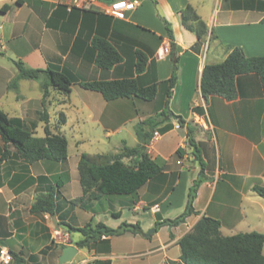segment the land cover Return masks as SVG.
I'll return each instance as SVG.
<instances>
[{"label":"crops","instance_id":"obj_1","mask_svg":"<svg viewBox=\"0 0 264 264\" xmlns=\"http://www.w3.org/2000/svg\"><path fill=\"white\" fill-rule=\"evenodd\" d=\"M74 1L0 0V53L10 52L13 62L22 60L28 67L67 69L79 81L134 76L143 85L156 82L157 97L152 101L137 97L108 101L100 92L77 82L78 87L73 84L70 94L50 89L44 105L39 81L37 96L22 92L23 82L34 79H20L17 88L10 87L18 73L14 63L16 70L5 71L3 82L8 91H16L13 111L17 114L10 115V110L4 107L5 92L1 90L0 109L10 117L23 119V111H64L63 125L72 123L65 111H87L88 118L104 131L102 142L112 145L113 150L98 153H118L124 143L136 146L139 139L135 125L164 111L166 106V81L172 74V60L162 15L172 23L179 55V78L168 108L172 114L181 115L185 123L181 124L173 115L161 118L154 132L159 137L154 142L151 139L146 148L152 157L163 159L164 169L141 186L135 197L106 194L90 201L87 207L72 201L84 195L78 162L81 154L88 151L78 148L77 161L72 160L70 153L64 161H29L0 136V248L18 253L31 264H59L63 248L76 245L83 238L81 232L68 230L67 224L83 226L74 222L79 212L73 207L87 212L90 221L104 222L113 228L124 221L140 223L143 234L128 231L110 236L108 243H91L83 248L76 245L78 252L69 264L77 256L80 259L77 264H96V260L101 263L108 260L111 264H184L179 240L204 215L219 219L224 235L257 231L255 228L262 219L260 211L264 212V197L253 190L256 184L264 185L261 77L257 73L238 76L237 96L233 100L220 95L205 99L200 81L205 64L223 61L231 45L243 48L248 56L264 55V0H128L134 5L123 17L103 11L108 3L117 0H95L87 8L76 6ZM189 4L208 25L209 32L203 38L182 24L180 11ZM96 35L114 44L121 51L123 61L109 69L99 67L92 44ZM137 50L148 56L142 72L135 70ZM214 107L227 119L220 118L222 113L213 116ZM222 121H227V126ZM177 123L180 128H176ZM211 129L219 132L212 136ZM125 132L130 133V138ZM79 133L77 145L90 139L82 129ZM118 133L120 136L113 141V134ZM188 134L196 139L205 162L203 182L194 201L198 213L179 225L158 226V221L175 218L184 211L190 187L200 173L199 162L191 154L177 153L178 149L187 153ZM169 135V140L164 141ZM51 190L55 191V214L33 212L31 207L38 195ZM198 201L202 202L201 206ZM146 216H149V228L156 229L151 235L145 232ZM55 229L68 232L72 242L54 239ZM164 229L169 230V235H162Z\"/></svg>","mask_w":264,"mask_h":264},{"label":"trees","instance_id":"obj_2","mask_svg":"<svg viewBox=\"0 0 264 264\" xmlns=\"http://www.w3.org/2000/svg\"><path fill=\"white\" fill-rule=\"evenodd\" d=\"M23 1V0H22ZM21 2V0H17ZM5 6V5H4ZM1 7V10L4 9ZM9 7V5H6ZM182 24L194 31L200 38L205 37L209 28L196 9L187 5L180 11ZM165 22L168 37L170 39V56L172 60V74L166 81L168 83L167 100L164 111L155 116H150L135 125V131L139 139L136 146H128L124 143L121 151L115 154L83 152L78 162L80 182L84 195L73 199V203L82 207L93 199H99L106 194H133L136 196L138 189L149 179L161 173L164 169L163 159L152 157L146 148L150 143L155 127L162 117L175 116L181 124L185 119L181 115L172 114L169 111V98L179 78V55L172 23L160 15ZM264 22V18L262 19ZM93 47L97 51L95 62L99 67L112 68L123 61L121 51L107 38L96 35L92 40ZM228 56L221 62L205 64L200 81L202 95L208 99L211 95H220L227 100H233L237 96L236 81L238 76L247 73H257L261 77L264 90V55L248 56L239 46H229ZM137 63L135 70L142 72L148 62V56L142 50L136 51ZM18 73L10 83V87L17 88L20 79H34L41 83L45 105L50 95V89H55L64 94H70L72 85L79 82L81 86L100 92L106 100H115L122 97H137L145 101H152L158 95V83L143 85L137 77L125 76L111 80L95 79L91 81H79L69 70L58 67L33 68L28 67L22 60L14 61ZM202 113V109L195 108ZM44 110L41 121L45 123V135L38 136L33 129L37 124L28 128L21 117H10L7 112L0 109V136L6 143H12L17 151L29 161L50 159L64 161L69 156V141L65 134L53 132L50 128L49 114ZM63 123L66 122L65 113ZM189 143L193 145V153L200 165L198 178L193 181L188 192L187 203L184 211L175 218H166L158 221L157 225H179L186 219L197 214L194 201L200 184L203 182L201 175L205 170V162L200 154L198 145L191 134ZM179 150V149H178ZM130 157L132 162H126ZM253 190L264 197V185L256 184ZM55 191L38 195L33 203V212H47L55 214ZM60 223V222H59ZM69 231H79L83 238L76 242L79 248L87 247L91 243L109 242V237L122 235L128 231L134 234H143L140 223L122 222L113 228L104 222L92 220L83 226L67 224ZM105 236V238H104ZM181 259L184 264H264V233L259 231L239 232L233 235H224L221 231L219 219L202 216L193 228L179 240ZM11 264H31L25 258L14 251ZM96 264H111L106 260Z\"/></svg>","mask_w":264,"mask_h":264},{"label":"rangeland","instance_id":"obj_3","mask_svg":"<svg viewBox=\"0 0 264 264\" xmlns=\"http://www.w3.org/2000/svg\"><path fill=\"white\" fill-rule=\"evenodd\" d=\"M10 52H2L0 53V90L5 92V98L3 99V102H5L4 107L9 109L10 111L9 114L10 115H16L17 111H13V107L16 104L15 101V96H16V91L14 90H7L5 87V84L3 82L4 80V72L5 71H15L16 67L14 65L13 60L10 58ZM34 83L32 84V86H30L31 84L28 83ZM38 80H25L22 84V92L27 95V96H37L38 92H39V88H38ZM77 86V82L74 83ZM78 87V86H77ZM78 89V88H76ZM141 101H145V100H141ZM220 110V108H219ZM46 113L49 114V120H50V128L53 132H60V133H64L69 141V153L70 156L72 158V160H76L77 161V156L76 154L78 153V148L80 150V148H83V150H86L88 152L91 153H98V152H106L109 150H113L112 149V145H108V142H106L107 144H104L102 142V137L104 138V131L102 129L101 126H99L96 122H94L92 119L88 118L87 115V111H76V110H68L65 111L69 117L70 120L72 121V123L70 125H63V121H64V117L62 116L64 113V111H45ZM43 113V111H23V117H24V121L27 125L28 128L32 129V124H37V126L33 129V131L35 132L36 135L38 136H43L45 135V131H44V125L45 123L43 121H41L40 117L41 114ZM212 115L214 116V114H219L222 113L221 115H223V117L220 115V118H225V115L223 114L222 111H218V108H213V110L211 111ZM219 118V119H220ZM65 119H66V114H65ZM212 120H215L214 118H211ZM211 119L207 118L208 121H210ZM227 119V118H225ZM217 122V121H216ZM228 122L227 121H222V124L224 126H227ZM63 125V126H62ZM205 126V125H204ZM61 127H62V132H61ZM127 129L130 128V125L126 126ZM207 127V126H205ZM112 130H114V127H111ZM83 130V134L85 136H88V138H90L89 140L84 141L83 143H79L77 145L76 140L79 138V131ZM217 132H219V130H215V129H211L210 133L212 136H214ZM123 134V133H122ZM125 134L127 135L128 138H130L129 134L125 132ZM120 136V134H113V141L117 140V138ZM169 136H166L164 141H168L169 140ZM192 138L194 139L195 143H196V139L192 136ZM99 139V141L97 140ZM106 141V140H105ZM187 153L183 151V149H179L177 151L178 155H182L184 156L185 154H191L192 157H194V160L197 161V159L195 158V155L193 153V145L189 143L188 140V145H187ZM221 151H224L223 148H221ZM216 153H217V149H216ZM215 153V155H216ZM126 162H132V159L130 157H126L125 158ZM216 161H217V157H216ZM256 196H258L256 194ZM259 197V196H258ZM198 206L202 205V202L198 201L197 202ZM73 209L79 212L78 218L75 219V223L79 224V225H84L86 224L85 222L90 221L89 219V214H87V212H83L81 210V208H74ZM260 216H261V221H260V225L259 227L255 228L257 231L264 233V212L260 211ZM149 216H146L144 219V228H146V233L149 232L150 230L154 229V227H150L148 225V218ZM110 222H113V219H108ZM143 220V219H141ZM246 228V227H245ZM249 227H247L245 230H250L248 229ZM163 236H167L169 235V230L168 229H164L162 232ZM73 239H70V242H72ZM79 256L76 257V261L73 264H77L79 260H77ZM71 263V262H69ZM69 263H64V264H69ZM87 264V262H86Z\"/></svg>","mask_w":264,"mask_h":264},{"label":"built area","instance_id":"obj_4","mask_svg":"<svg viewBox=\"0 0 264 264\" xmlns=\"http://www.w3.org/2000/svg\"><path fill=\"white\" fill-rule=\"evenodd\" d=\"M95 0H75L74 4L81 8L91 7ZM134 3L129 2L128 0H117L108 3L103 11L106 14L116 16V17H123L125 12L132 8ZM176 128H180V124H176ZM159 137V133L156 132L154 137L152 138V142L157 140ZM159 207V205H156ZM54 239L62 242V243H69L70 242V234L68 232H63L59 229H55L54 231ZM13 261L12 253L7 248H0V264H11Z\"/></svg>","mask_w":264,"mask_h":264},{"label":"water","instance_id":"obj_5","mask_svg":"<svg viewBox=\"0 0 264 264\" xmlns=\"http://www.w3.org/2000/svg\"><path fill=\"white\" fill-rule=\"evenodd\" d=\"M104 1H109V0H104ZM154 231H156L155 228L147 232L146 235H151L152 232ZM77 252H78V247L76 245L70 244L65 246L59 258V264L71 262L76 256Z\"/></svg>","mask_w":264,"mask_h":264}]
</instances>
